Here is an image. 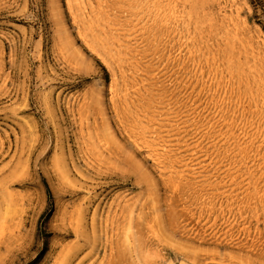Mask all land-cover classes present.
Returning <instances> with one entry per match:
<instances>
[{
  "label": "rangeland",
  "instance_id": "rangeland-1",
  "mask_svg": "<svg viewBox=\"0 0 264 264\" xmlns=\"http://www.w3.org/2000/svg\"><path fill=\"white\" fill-rule=\"evenodd\" d=\"M0 264H264V0H0Z\"/></svg>",
  "mask_w": 264,
  "mask_h": 264
},
{
  "label": "trees",
  "instance_id": "trees-1",
  "mask_svg": "<svg viewBox=\"0 0 264 264\" xmlns=\"http://www.w3.org/2000/svg\"><path fill=\"white\" fill-rule=\"evenodd\" d=\"M48 197L50 198V194H49V192H48Z\"/></svg>",
  "mask_w": 264,
  "mask_h": 264
}]
</instances>
